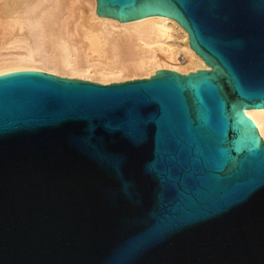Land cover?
I'll use <instances>...</instances> for the list:
<instances>
[{
  "label": "water",
  "instance_id": "obj_1",
  "mask_svg": "<svg viewBox=\"0 0 264 264\" xmlns=\"http://www.w3.org/2000/svg\"><path fill=\"white\" fill-rule=\"evenodd\" d=\"M168 15L210 70L0 75V264H264V0H98Z\"/></svg>",
  "mask_w": 264,
  "mask_h": 264
},
{
  "label": "bare ground",
  "instance_id": "obj_2",
  "mask_svg": "<svg viewBox=\"0 0 264 264\" xmlns=\"http://www.w3.org/2000/svg\"><path fill=\"white\" fill-rule=\"evenodd\" d=\"M98 0H0V75L36 71L101 84L210 70L173 17L121 20ZM264 141V108H246Z\"/></svg>",
  "mask_w": 264,
  "mask_h": 264
}]
</instances>
